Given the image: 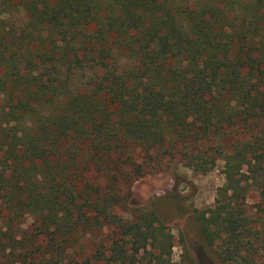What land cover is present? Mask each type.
I'll return each instance as SVG.
<instances>
[{"label":"trees","instance_id":"1","mask_svg":"<svg viewBox=\"0 0 264 264\" xmlns=\"http://www.w3.org/2000/svg\"><path fill=\"white\" fill-rule=\"evenodd\" d=\"M218 160L208 264H264V0H0V264H176L119 176Z\"/></svg>","mask_w":264,"mask_h":264},{"label":"rangeland","instance_id":"2","mask_svg":"<svg viewBox=\"0 0 264 264\" xmlns=\"http://www.w3.org/2000/svg\"><path fill=\"white\" fill-rule=\"evenodd\" d=\"M132 171L131 166H124L119 176V185L123 189H130L127 204L117 208L120 215L129 217L131 216L129 211L153 204L161 211L173 235L171 259L174 263L208 264V261H212L206 248L207 243L201 237L195 215L196 210L214 206L217 188L224 183V161L218 160L215 167L207 174L197 173L181 163L169 169L148 171L146 175L140 177L136 172L133 175ZM101 181L105 185L108 179L103 177ZM158 200L160 201L157 207ZM165 200L171 203L173 213L166 209L167 206L163 203ZM258 201L257 196H252L249 205L253 207ZM174 206H177L176 212H174ZM256 208L253 207L254 210ZM30 222L29 218L25 221V226H28ZM99 235L105 243L113 236L108 229H104ZM91 249L92 242L90 245L86 241V250ZM216 262L222 264L217 260L214 264Z\"/></svg>","mask_w":264,"mask_h":264}]
</instances>
